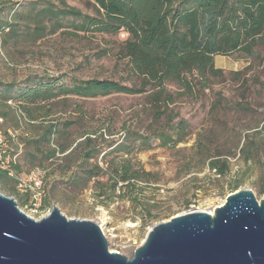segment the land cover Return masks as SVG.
I'll use <instances>...</instances> for the list:
<instances>
[{
	"label": "rangeland",
	"instance_id": "rangeland-1",
	"mask_svg": "<svg viewBox=\"0 0 264 264\" xmlns=\"http://www.w3.org/2000/svg\"><path fill=\"white\" fill-rule=\"evenodd\" d=\"M71 7L83 14L96 15L92 0H0V96L11 101L9 107L0 105L7 112L2 127L21 133L30 130L29 120L37 121L43 129L52 120L62 119L53 143H66L72 149L64 156L56 155L39 164L28 158L29 147L21 151L19 148L14 154L19 178L34 167L43 170L46 184L43 201L47 202L42 211H30L27 203L18 204L20 209L39 219L56 205L67 218L94 221L107 231L109 249L130 257L156 222L188 210L212 211L234 191L232 186L236 182H239L237 189L250 188L257 199L263 198L264 127L260 123L262 117L264 120V88L255 78L264 82V65L247 71L244 83L242 78L233 80L229 72L243 71L248 60L236 55L215 56L214 64L224 70L225 78L214 80L209 90L175 96L165 115L172 118L174 126L183 123L184 135L177 141L176 129H168L169 124L162 119L159 124L174 140L166 145H161L152 134L149 91L92 98L72 95L50 106L49 112L44 109L39 114L32 107L29 114L18 107L14 97L29 81L55 78H62L63 82L89 78H110L125 84L136 81L130 74L128 59L119 52L127 34L123 30L104 34L77 29L75 25L80 18L64 14ZM40 32L43 35L37 37ZM166 88L178 91L173 84ZM214 103L217 108L212 110ZM68 119L73 123L62 128ZM84 132L94 133L93 143L103 150L92 164L98 161L106 169L110 160L127 159L136 168L152 172L156 180L138 183L140 192L134 193L138 199H133L127 189L121 198L111 195L105 189L109 187L107 174L91 177L84 184L83 169L88 165L79 162ZM134 132L141 138L137 137L132 144ZM148 137L149 147L145 148L144 140ZM111 142L113 147L121 142L124 148L111 150L108 146ZM215 155L228 161L225 173L220 176L208 166ZM73 171H79V176L72 181L69 176ZM103 188L105 193L99 195ZM0 191L16 201L27 198L12 182L6 186L0 182ZM143 204L150 205L151 215L144 212Z\"/></svg>",
	"mask_w": 264,
	"mask_h": 264
},
{
	"label": "trees",
	"instance_id": "trees-1",
	"mask_svg": "<svg viewBox=\"0 0 264 264\" xmlns=\"http://www.w3.org/2000/svg\"><path fill=\"white\" fill-rule=\"evenodd\" d=\"M95 5L96 15L83 14L75 8H68L64 14L80 18L77 29L97 31L104 34H116L123 30L127 36L119 50L122 57L128 59L129 71L136 81L125 84L122 81L110 78L72 79L63 82V79H39L29 81L13 99L15 104L31 112L38 106H53L57 101L67 100L70 96L92 98L111 93L142 94L149 91V104L152 107L150 127L152 134L160 140L161 145H166L173 140L168 130L160 125L165 119L168 129H176L177 141L182 139L183 123L175 126L171 123L170 116L165 115L166 108L177 95H193L209 90L216 79H224L225 72L214 64L215 56H230L248 60L249 64L243 71H230L233 80L244 79L247 71L264 65V0H92ZM0 28V32H1ZM9 29V28H7ZM44 31L43 28H37ZM43 33L37 35L42 36ZM57 79V80H56ZM264 88V82L255 78ZM173 84L178 87L175 93L167 90L166 86ZM0 96V105L9 107L10 99ZM59 103V102H58ZM212 110L217 108V103L211 105ZM148 111V109L146 108ZM264 114V112H263ZM0 115L6 117L7 112L0 108ZM62 120V119H61ZM59 120V121H61ZM78 120V118H77ZM59 121L52 120L44 126L38 138L28 139V135L16 134V139L7 136L10 144L9 155L17 154L23 148L27 149V156L31 161L41 164L44 160H51L57 153L64 156L70 152L68 144L54 145L59 132ZM262 121L260 127H264ZM73 123L64 120L62 128L66 129ZM40 127V126H39ZM0 128L7 134L0 123ZM15 129V128H14ZM128 132V131H126ZM132 144L137 137L134 132ZM95 134L84 132L85 142L80 146L79 162L88 165L83 169L86 184L91 177L107 174L111 195L121 198L123 190L127 189L133 199H138L135 192H140L137 187L140 181L151 182L156 178L152 172L140 170L127 159L110 160L106 169L98 161L92 160L103 153L101 147L93 140ZM149 137L144 140L145 148L149 147ZM108 146L117 151L123 149L121 142ZM144 145V144H142ZM130 147V146H125ZM40 157V158H37ZM89 165H91L89 167ZM211 170L216 175L224 174L227 167V158L215 155L208 161ZM13 170L10 176L8 170ZM19 164L10 163L7 169L0 168V182L6 186L7 182L17 185ZM79 176V171H73L69 177L72 181ZM99 183V182H98ZM101 187L104 184L99 183ZM239 182L232 186L237 190ZM264 187V182H263ZM116 188L118 192L116 193ZM104 189V188H103ZM105 189L99 194L103 195ZM122 191V192H121ZM264 192V191H263ZM28 195L20 198L17 204H26ZM44 200L41 207H46ZM144 212L151 215L150 205L143 204ZM19 206V205H18Z\"/></svg>",
	"mask_w": 264,
	"mask_h": 264
},
{
	"label": "water",
	"instance_id": "water-1",
	"mask_svg": "<svg viewBox=\"0 0 264 264\" xmlns=\"http://www.w3.org/2000/svg\"><path fill=\"white\" fill-rule=\"evenodd\" d=\"M0 264H264V198L239 188L213 213L159 221L127 257L109 249L96 222L56 205L34 219L0 191Z\"/></svg>",
	"mask_w": 264,
	"mask_h": 264
},
{
	"label": "built area",
	"instance_id": "built-area-1",
	"mask_svg": "<svg viewBox=\"0 0 264 264\" xmlns=\"http://www.w3.org/2000/svg\"><path fill=\"white\" fill-rule=\"evenodd\" d=\"M1 121L2 120L0 119V122ZM7 136H10L11 138L16 139V132L12 130H7V134H6L4 130L0 128V168H3V169H7L11 162L12 163L16 162V156L15 155L10 156L8 154L10 150V144H8L7 142ZM56 155H61V154L57 153ZM212 171L215 172V170H212ZM8 174L10 176H13L14 175L13 170L9 169ZM44 175L45 174L43 170H41L40 168H34V169H31L25 177L23 178L21 177L18 179L16 188L20 193H24L28 195L27 205L29 206L30 211L38 212L39 210H41L43 197L45 196V193H46V184L44 180ZM263 198H264V192H263ZM48 212L49 210H47L46 213ZM184 212H187V211H184ZM184 212H181V213H184ZM101 229L108 243L110 244L109 238H108L109 236L106 234L107 231L104 230L103 227H101ZM134 250L135 248L133 249V251Z\"/></svg>",
	"mask_w": 264,
	"mask_h": 264
},
{
	"label": "crops",
	"instance_id": "crops-1",
	"mask_svg": "<svg viewBox=\"0 0 264 264\" xmlns=\"http://www.w3.org/2000/svg\"><path fill=\"white\" fill-rule=\"evenodd\" d=\"M44 109H45V112H49L50 110H48V109H51V107L49 105L38 106V107L34 108V111H36V113L39 114L40 111H42ZM0 119L2 120L1 123H3V117L1 115H0ZM28 123H29V126H30V130L29 129L28 130H24L25 131L24 135H26V136L28 135V137H27L28 139L38 138L39 135H41V133L43 132V129H41L39 127L40 123L38 124V122L35 121V120H29ZM3 128H5L6 131L7 130H12V131L16 132L17 135L18 134L20 135L23 132L22 131L20 133L18 130H15L14 128H10V127H3ZM37 158H40V157H37ZM36 165H39V164H36ZM34 168H39V167L37 166V167H34ZM262 190L264 191V187H262Z\"/></svg>",
	"mask_w": 264,
	"mask_h": 264
},
{
	"label": "bare ground",
	"instance_id": "bare-ground-1",
	"mask_svg": "<svg viewBox=\"0 0 264 264\" xmlns=\"http://www.w3.org/2000/svg\"><path fill=\"white\" fill-rule=\"evenodd\" d=\"M208 212H210V213H213V210L212 211H208ZM103 220V219H102ZM103 222V221H102ZM136 248V247H135Z\"/></svg>",
	"mask_w": 264,
	"mask_h": 264
}]
</instances>
